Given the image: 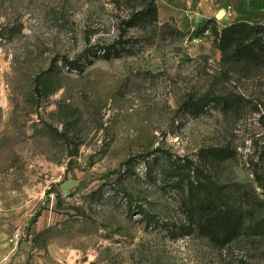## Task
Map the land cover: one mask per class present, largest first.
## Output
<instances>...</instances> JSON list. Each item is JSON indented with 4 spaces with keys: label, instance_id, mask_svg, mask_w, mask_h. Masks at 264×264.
Returning <instances> with one entry per match:
<instances>
[{
    "label": "rangeland",
    "instance_id": "obj_1",
    "mask_svg": "<svg viewBox=\"0 0 264 264\" xmlns=\"http://www.w3.org/2000/svg\"><path fill=\"white\" fill-rule=\"evenodd\" d=\"M149 1L0 0V264H264V64ZM196 174L244 214L224 245Z\"/></svg>",
    "mask_w": 264,
    "mask_h": 264
},
{
    "label": "trees",
    "instance_id": "obj_2",
    "mask_svg": "<svg viewBox=\"0 0 264 264\" xmlns=\"http://www.w3.org/2000/svg\"><path fill=\"white\" fill-rule=\"evenodd\" d=\"M148 4L150 9L142 7L139 13L157 20L159 10L156 0H150ZM259 13L264 17V10ZM127 22L132 25L135 22L134 17L129 18ZM211 22H214V18H210L205 27L208 28ZM213 31L217 35L223 57L264 64V20L240 17L222 29L214 25ZM122 42L104 47L106 55H118L126 51L127 48ZM194 180L187 193L190 211L200 214L198 224L201 231L214 242L224 245L245 227L244 214L239 208L229 204L222 188L214 181L205 180L198 174ZM260 222L263 230L264 218Z\"/></svg>",
    "mask_w": 264,
    "mask_h": 264
},
{
    "label": "crops",
    "instance_id": "obj_3",
    "mask_svg": "<svg viewBox=\"0 0 264 264\" xmlns=\"http://www.w3.org/2000/svg\"><path fill=\"white\" fill-rule=\"evenodd\" d=\"M156 3L159 19L173 21L181 29L194 28L209 18H216L225 26L237 18L264 10V0H156ZM1 223L0 236H5L9 219L3 217Z\"/></svg>",
    "mask_w": 264,
    "mask_h": 264
},
{
    "label": "water",
    "instance_id": "obj_4",
    "mask_svg": "<svg viewBox=\"0 0 264 264\" xmlns=\"http://www.w3.org/2000/svg\"><path fill=\"white\" fill-rule=\"evenodd\" d=\"M79 183H80V179L73 178V173L69 172L68 178L60 184V187L63 191L70 193L71 188L79 185Z\"/></svg>",
    "mask_w": 264,
    "mask_h": 264
},
{
    "label": "built area",
    "instance_id": "obj_5",
    "mask_svg": "<svg viewBox=\"0 0 264 264\" xmlns=\"http://www.w3.org/2000/svg\"><path fill=\"white\" fill-rule=\"evenodd\" d=\"M209 32V29L207 30V33ZM21 231L20 230H17L15 233H14V235H13V240L14 239H17V238H19V236L21 235Z\"/></svg>",
    "mask_w": 264,
    "mask_h": 264
}]
</instances>
